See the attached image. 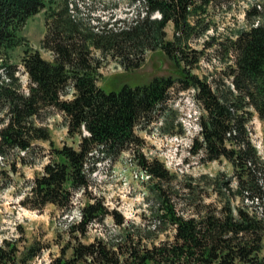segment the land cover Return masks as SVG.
I'll use <instances>...</instances> for the list:
<instances>
[{"label": "trees", "instance_id": "1", "mask_svg": "<svg viewBox=\"0 0 264 264\" xmlns=\"http://www.w3.org/2000/svg\"><path fill=\"white\" fill-rule=\"evenodd\" d=\"M223 1L144 0L146 17L109 34L73 19L67 2L46 15L42 44L53 53L50 59L21 34L28 18L47 8V0H0V155L5 158L11 149L30 151L40 139L52 142L50 128L41 123L53 109L65 114L69 136L79 138L77 145L65 142L51 147L48 161L30 180L21 200L38 209L53 204L62 213L79 209V218L70 221L67 230L76 239L54 264H264V159L249 129L255 112L264 117V20L257 25L252 21L232 39L231 84L225 88L187 69L199 57L196 49L182 43L184 33L189 36L209 29L208 24L201 25V17L195 21L191 17ZM156 10L161 18L151 17ZM246 15L254 20L261 11L254 5ZM169 22L174 25L172 38L167 36ZM22 44L26 45L21 58L26 87L16 74L18 65L12 62L13 49ZM93 45L112 51L126 70L122 74L138 73L145 53L158 48L173 69L155 74L148 82L106 89L99 83L101 61L92 52ZM177 70L182 73L175 74ZM177 84L181 90L196 89L194 95L206 110L191 150L203 152L206 159L231 161L241 204L225 203L207 207L199 216H185L162 198L159 222L174 225L172 239L148 245L141 235L127 231L116 239L81 240L79 235H86L91 224L109 215L124 224L121 212L110 209L104 196L90 189L92 173L106 156L116 157L137 147L141 141L137 126L155 120ZM68 93L72 96L65 97ZM135 155L150 176L167 177L169 171L161 162L149 161L140 152ZM78 191L87 197L81 205L75 204ZM44 247L38 240L22 248L18 239H4L0 264H29Z\"/></svg>", "mask_w": 264, "mask_h": 264}, {"label": "rangeland", "instance_id": "2", "mask_svg": "<svg viewBox=\"0 0 264 264\" xmlns=\"http://www.w3.org/2000/svg\"><path fill=\"white\" fill-rule=\"evenodd\" d=\"M47 8L30 16L22 28L21 34L29 45L39 49L46 58L53 53L43 47L46 32V15L52 9H62L68 2L70 16L82 21L85 26L102 34L123 28L128 23L147 16L148 9L144 0H47ZM52 5V8L50 7ZM73 5V7L71 6ZM254 5L261 11L259 19L264 20V0H224L212 5L205 13L191 17L195 21L203 19L201 25L208 24V30L202 33L185 35L183 45L187 49H196L197 62L187 64L190 72L208 80L213 86L225 88L231 84L230 65L234 51L230 43L237 33L249 28L257 17L248 19L246 11ZM72 7V8H71ZM158 16L153 12L151 17ZM198 26V25H197ZM202 28V26H200ZM199 27H197V30ZM168 38L174 35V25L166 27ZM25 44L18 45L12 51V62L18 65L17 75L24 87L28 77L21 63ZM91 50L101 61L99 83L106 89H118L124 83L137 84L148 82L155 74H167L172 71L170 59L164 56L160 48L145 53V59L138 73L122 74L126 70L112 51L91 46ZM190 58L192 57L189 55ZM183 65H186L183 63ZM140 71V72H139ZM182 73L177 70V73ZM177 84L169 99L155 113V120L137 126L136 132L141 141L116 157L106 156L97 163L92 173L90 189L104 196L110 209L121 212L124 224H117L112 215L103 222H94L86 235H79L85 242L95 237L116 239L127 231L140 236L145 244L151 245L162 239H172L174 225L161 220L165 202L172 204L179 214L201 215L207 207H221L225 203L232 206L241 204L234 167L225 157L206 159L203 152H193L191 145L200 133V118L206 113L203 105L195 97L196 89H179ZM68 93L65 97H71ZM41 124L50 128L51 140H37L30 151L11 149L5 158L0 159V244L4 239H18L24 248L33 240L45 244L41 253L29 264H54L53 260L62 255L63 249L76 238L69 234L68 223L79 218L78 208L62 213L53 204L42 209L31 208L21 200L29 189L30 180L42 170L50 157L51 147L63 143L77 145L78 135L71 137L67 131V118L58 110H50ZM250 135L259 153L264 159V117L254 113L249 121ZM143 153L149 161L158 160L169 171L167 177L158 178L147 175L138 162L136 153ZM22 156V158H21ZM81 191L75 194V204L86 201ZM71 254V248L67 249Z\"/></svg>", "mask_w": 264, "mask_h": 264}, {"label": "built area", "instance_id": "3", "mask_svg": "<svg viewBox=\"0 0 264 264\" xmlns=\"http://www.w3.org/2000/svg\"><path fill=\"white\" fill-rule=\"evenodd\" d=\"M71 6L73 7V5H72V4H71ZM72 7H71V8H72Z\"/></svg>", "mask_w": 264, "mask_h": 264}]
</instances>
